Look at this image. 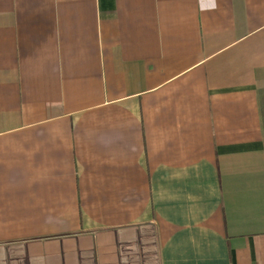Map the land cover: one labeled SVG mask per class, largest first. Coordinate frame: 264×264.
<instances>
[{"label":"crops","instance_id":"obj_1","mask_svg":"<svg viewBox=\"0 0 264 264\" xmlns=\"http://www.w3.org/2000/svg\"><path fill=\"white\" fill-rule=\"evenodd\" d=\"M0 264H264V0H0Z\"/></svg>","mask_w":264,"mask_h":264}]
</instances>
